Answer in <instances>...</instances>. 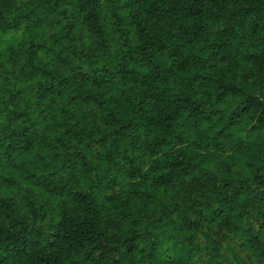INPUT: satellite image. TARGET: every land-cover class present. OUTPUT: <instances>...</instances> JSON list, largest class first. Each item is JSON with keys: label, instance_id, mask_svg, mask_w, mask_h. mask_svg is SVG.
<instances>
[{"label": "trees", "instance_id": "1", "mask_svg": "<svg viewBox=\"0 0 264 264\" xmlns=\"http://www.w3.org/2000/svg\"><path fill=\"white\" fill-rule=\"evenodd\" d=\"M0 264H264V0H0Z\"/></svg>", "mask_w": 264, "mask_h": 264}]
</instances>
